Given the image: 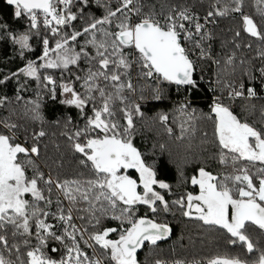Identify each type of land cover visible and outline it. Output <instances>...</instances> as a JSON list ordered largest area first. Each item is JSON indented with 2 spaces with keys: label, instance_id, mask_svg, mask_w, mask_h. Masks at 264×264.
<instances>
[{
  "label": "snow or ice",
  "instance_id": "snow-or-ice-1",
  "mask_svg": "<svg viewBox=\"0 0 264 264\" xmlns=\"http://www.w3.org/2000/svg\"><path fill=\"white\" fill-rule=\"evenodd\" d=\"M5 3L12 9L11 23L0 19V40L10 41L24 64L0 78V88L13 80L18 85L14 98L0 93V109L9 110L0 117V264H141L140 250L173 233L162 218L175 215L173 207L189 220L223 232L229 245L246 249L250 257L225 253L194 264H264V245L250 235L254 227L264 234V126L242 119L232 106L237 99H264L255 87L257 79L264 86V47L259 50L261 66L240 59L241 74L234 80L236 52L215 58L208 27L238 14L242 24L234 33V48L242 47L235 42L241 31L264 46V0H255L259 22L244 11L245 0H214L203 16L186 4L161 5L159 12L147 5L145 11L142 0H116L114 6L112 0H95L104 9L100 17L89 14L90 0ZM77 21H85L82 29H76ZM33 41L42 46L36 59L26 55L35 52ZM205 61L229 79L222 83L217 74L216 84L226 93L213 88L208 111L198 115L190 96L201 88ZM29 80L36 83V98L25 101L21 93ZM165 85L186 93L175 109L180 121L176 139L190 140L195 122H210L218 149L214 158L230 169L214 173L198 167L197 174L184 180L190 179L197 191L171 201L166 195L173 194L172 186L158 178L155 162L149 163L134 143L137 118L145 119L142 102L164 99ZM44 93L53 100L61 95V104L79 110L83 126L66 116L61 134L89 178L61 179L51 169L42 170L38 161L49 122L42 111ZM21 101L28 126L13 120L17 109L12 106ZM248 107L254 111L256 105ZM260 111L264 123V107ZM155 119L173 135L167 113H157ZM54 123L60 126L61 120ZM36 124L39 128L31 127ZM155 264L167 262L157 259Z\"/></svg>",
  "mask_w": 264,
  "mask_h": 264
},
{
  "label": "trees",
  "instance_id": "trees-1",
  "mask_svg": "<svg viewBox=\"0 0 264 264\" xmlns=\"http://www.w3.org/2000/svg\"><path fill=\"white\" fill-rule=\"evenodd\" d=\"M146 5L145 11L148 10L147 5H154L157 12L161 11V5H177L186 4L189 6H195L194 10L199 14H205L210 3H214V0H142ZM91 7L88 12L91 16L100 17L104 9L97 7L95 0H90ZM113 6L115 3H112ZM244 11L247 14L253 16L258 22L259 16L255 10V0H245ZM167 10L166 8L164 9ZM12 9L6 6L5 0H0V19L8 20L11 23ZM76 29H82L85 21L73 22ZM241 20L238 14H233L224 18H220L218 22L213 25L214 44L212 54L215 58L223 60L231 52L235 51L236 60V76L232 79H237L241 74V66L239 64L240 59H244L246 62L251 61L257 68L261 66L259 59V50L264 47L254 38H250L246 33L241 31V38L237 39L236 43H241L242 47L239 49L234 48L233 41L235 39L234 33L237 30H241ZM19 30V29H17ZM71 31V29H69ZM80 43H83V37L80 38ZM251 43L252 48L249 49L247 44ZM33 47L35 52L32 54H26L28 58L36 59L41 54V45L33 41ZM24 61L18 58L17 53L13 50V46L10 41L0 40V78L6 74H10L13 71H18L19 67L23 66ZM203 75L208 82H201V88L194 92L190 99L192 100V107L199 111L207 112L208 104L213 98L212 89L215 88L217 94L221 91H225L221 85L213 86L216 83L217 74L221 73V69L217 68L216 64L210 62H202ZM83 66V65H82ZM247 64L245 65V67ZM259 73L257 72V76ZM196 78L199 76L196 74ZM229 79L226 75L221 73L222 83ZM133 82L136 83L135 70L133 71ZM245 83L247 80L245 78ZM18 87L15 80L11 81L7 88H0V93H6L10 97L15 96V89ZM36 83L29 80L27 84V91L21 93L24 100L35 99ZM137 87L140 84L137 83ZM256 89H261L259 79L255 81ZM78 90H82L79 89ZM166 97L162 100L149 99L146 102H142V110L145 112V119L140 120L137 118V132L134 143L136 146L146 155L149 163L155 162V167L159 179L165 180L172 186V193L167 194L168 199H176L179 194L186 191L196 192L197 189L188 183H184L185 179H188L193 174H197V169L200 166L206 167L208 170L214 173L223 172L230 169H225L217 159L214 158L218 149L213 141V126L210 122L200 120L194 123V131L190 132L191 139L186 136L184 141L176 139V136L180 135L179 126V114L175 111L178 108L179 103L185 99L186 93L181 90L177 91L175 86L168 87L165 85ZM264 97V96H260ZM63 96L58 95L55 100L51 99L46 93L42 95V111L49 122L44 125L45 130L48 132L42 142V156L38 161L42 170L46 173L51 169L52 175L55 177L59 174L61 179H87L90 177V173L87 169L82 168L78 164L77 157L73 154L69 147V141L61 133L65 131L63 118L70 116L74 124L83 126V121L78 118V109L74 106H67L60 103ZM23 104L21 101L19 104H14L12 107L17 109L16 116H13V120L22 125H29V122L23 118ZM255 104L254 111L250 110L248 105ZM264 107V99H255L252 101L237 99L235 102L234 111L242 119L246 118L250 123L255 124L256 127L264 126L261 117V108ZM167 113L169 115L168 126L173 128V135L169 136L165 131V126L160 124L155 117L157 113ZM9 115L8 109H0V117ZM119 115V113H118ZM17 117H20L17 119ZM55 119H60L61 124L57 126L54 123ZM123 122V121H121ZM31 127L39 128V125H31ZM71 127V126H70ZM207 133L205 137L204 133ZM164 144L166 147L161 150L159 145ZM43 145H47L44 148ZM59 145V147H57ZM155 146V147H154ZM247 163V162H245ZM63 167H60V165ZM254 170V169H253ZM83 173V176H81ZM183 173V175H181ZM56 192L53 193V199H55ZM67 206V201H64ZM85 207L86 205H80ZM55 205H53V209ZM145 209L141 206L140 214H143ZM173 211L176 213L162 214V218L166 219L171 227L173 233L163 241H159L155 247L147 246L138 252V259L141 264H155L157 259L173 258L181 260L200 259L206 260L217 254H240L246 256V249H242L239 246H232L227 243V237L223 232L216 231L215 229H209L207 226H203L201 222L195 220H189L182 216L179 211L173 207ZM108 226H115L113 222L108 221ZM250 235L254 240L259 239L261 245H264V234L257 228H253L250 231ZM11 242V237H10ZM91 253V249H87ZM250 258V257H247Z\"/></svg>",
  "mask_w": 264,
  "mask_h": 264
},
{
  "label": "built area",
  "instance_id": "built-area-1",
  "mask_svg": "<svg viewBox=\"0 0 264 264\" xmlns=\"http://www.w3.org/2000/svg\"><path fill=\"white\" fill-rule=\"evenodd\" d=\"M112 3H116V0H112ZM198 14H199V13H198ZM199 15L203 16V15H205V14H199ZM208 27L211 28L212 31H213V25H209ZM213 44H214V39H213V41H212V51H213ZM196 74H197V75L199 76V78H200L201 73H200V70H199V69L197 70V73H196ZM203 77H204V79H203L201 82H205V81H206L204 75H203ZM206 82L210 83V80H207ZM213 86H216V83H213ZM257 93H258V96H259V97H260V96H264V86H262L260 90L257 89ZM161 260L166 261L167 264H172L173 261L181 260V259L165 258V259H161ZM181 261H184V264H194L195 261H200V259L181 260Z\"/></svg>",
  "mask_w": 264,
  "mask_h": 264
},
{
  "label": "rangeland",
  "instance_id": "rangeland-1",
  "mask_svg": "<svg viewBox=\"0 0 264 264\" xmlns=\"http://www.w3.org/2000/svg\"><path fill=\"white\" fill-rule=\"evenodd\" d=\"M63 99H64V97H63ZM236 102V101H235ZM235 102H234V104L232 105L233 106V108L235 107ZM167 198V197H166ZM168 199V198H167ZM169 201H171V199H169ZM167 214H171V213H167ZM163 217V216H162Z\"/></svg>",
  "mask_w": 264,
  "mask_h": 264
},
{
  "label": "water",
  "instance_id": "water-1",
  "mask_svg": "<svg viewBox=\"0 0 264 264\" xmlns=\"http://www.w3.org/2000/svg\"><path fill=\"white\" fill-rule=\"evenodd\" d=\"M169 237V236H168Z\"/></svg>",
  "mask_w": 264,
  "mask_h": 264
}]
</instances>
